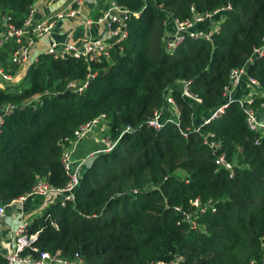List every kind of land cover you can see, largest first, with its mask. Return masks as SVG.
I'll use <instances>...</instances> for the list:
<instances>
[{
    "label": "trees",
    "instance_id": "obj_1",
    "mask_svg": "<svg viewBox=\"0 0 264 264\" xmlns=\"http://www.w3.org/2000/svg\"><path fill=\"white\" fill-rule=\"evenodd\" d=\"M118 2L141 14L131 16L128 38L110 60L87 64L41 55L23 81L0 89V109L12 107L0 129V204L30 192L39 178L63 187L64 140L80 125L107 114L113 138L125 126L138 129L124 134L113 152L86 161L74 202L61 206L55 200L32 221L29 234L38 236L34 247L67 259L79 255L87 264H154L177 256L183 264H261L264 137L255 144L256 134L237 101L203 126L202 134L192 126L202 125L223 104L231 71L244 67L264 45V0ZM228 3L232 10L212 42L188 38L174 54L167 52V13L185 20ZM31 4L0 0V24L10 18V24L21 26ZM17 49L14 42L0 47V67L12 75L18 70L11 63ZM248 75L264 89V57L249 64ZM180 80L192 81L198 102L182 98ZM83 82L88 85L79 92ZM72 83L77 87L67 91ZM168 89L182 112L181 129L172 123L157 132L145 122L164 106ZM253 106L261 112L264 98ZM207 134L222 142L221 152L235 165L233 178L215 164L204 144ZM196 198L217 203L215 213L197 219L202 232L174 210L191 213ZM0 264H6L1 255Z\"/></svg>",
    "mask_w": 264,
    "mask_h": 264
},
{
    "label": "built area",
    "instance_id": "obj_2",
    "mask_svg": "<svg viewBox=\"0 0 264 264\" xmlns=\"http://www.w3.org/2000/svg\"><path fill=\"white\" fill-rule=\"evenodd\" d=\"M41 0H32L29 12L19 27L10 24V18H4L0 24V43L14 42L18 45V49L14 52L11 63L20 67L30 61V48L39 38L49 37L50 45L44 55H48L56 60H66L68 58H75L85 61L87 64L101 60H110L112 52L118 45L122 44L129 35L128 22L131 16L139 17L141 12L132 13L128 7L122 5L118 0H112L109 7L104 10L96 19H87L86 26L91 30L93 26L106 24L108 27L107 34L110 41L90 37L81 44H71L61 42L54 37V29L57 23L63 19L75 18L84 5L85 0H68L65 10L57 13L55 16L46 18L43 21H36L37 3ZM56 0H50V2ZM232 10L230 3L220 6L213 11L205 13H195L191 18L181 20L176 18L173 14L167 13L165 24V34L163 41L166 45V50L169 54H174L176 50L188 38L193 40H207L212 42L215 35L219 34L222 25L226 21V16ZM264 57V45L257 48L253 56L248 60L246 65L239 69H233L230 73L229 84L224 88V102L220 105L209 118H206L202 125L192 126V130L196 133L202 134V127L211 123L213 120L220 118L234 101H237L245 116L248 128L256 134L255 144H259L264 137V107L261 112L255 109L253 104L256 100L264 98V89L259 86L258 81L248 75L249 64L254 62L255 58ZM93 74V71H91ZM13 82V75L0 67V89L5 90ZM88 85L83 82V85L77 88L79 92ZM178 88L182 98H190L198 102V97L192 93V81L180 80ZM14 86V85H13ZM74 89L77 87L72 83ZM248 86L245 89L244 96H241V87ZM241 92L239 95L238 93ZM40 97H36L33 101L39 102ZM194 101L191 103L194 104ZM12 112L10 105L4 106L0 109V129L4 124L5 118ZM181 109L173 96V89H168L164 98V106L156 110L150 118L147 119L145 125L157 132H160L167 124H175L181 129ZM138 128L125 126L118 138H113L111 134L110 119L107 114H101L95 119L80 125L71 136L67 137L63 143V151L61 155V164L67 176L66 184L57 188L50 185L45 179L39 178L34 184L30 192L12 200L6 204H0V228L7 216L9 209L15 205L23 206L32 197L49 198L53 195L59 196L57 201H60L61 206L75 201L76 191L81 183L82 169L86 161L97 155L109 154L113 152L124 134L134 132ZM190 130V129H188ZM185 137L188 136L187 131L183 132ZM97 138L100 146L96 148L91 154L86 157H75L77 147L83 140L89 138ZM213 134L204 135V144L207 145L213 152L215 164L218 169L224 168L230 172V178L235 176V165L228 161L225 153H222V142L213 139ZM153 188V186H151ZM150 188H147V190ZM139 190H134L136 194ZM194 210L190 213L183 210L181 207H175L177 214L182 216L183 220L190 223L191 227L200 232L203 228L197 221L201 216L208 212L215 213L217 211V203L212 200L203 201L196 198L192 202ZM29 223H21L14 232L15 247L13 253L6 256V264H87L80 256L75 259L63 258L59 253L51 254L49 252H41L34 247L37 240V234H29ZM29 251L25 254V251ZM36 253L37 256H34ZM1 255V254H0ZM183 258L177 256L171 262H157L154 264H183ZM251 264H259L253 261ZM261 264H264V255Z\"/></svg>",
    "mask_w": 264,
    "mask_h": 264
},
{
    "label": "crops",
    "instance_id": "obj_3",
    "mask_svg": "<svg viewBox=\"0 0 264 264\" xmlns=\"http://www.w3.org/2000/svg\"><path fill=\"white\" fill-rule=\"evenodd\" d=\"M111 1L112 0H85L79 14L75 18L63 19L57 23V26L54 29V37L61 42L71 44H81L90 37L110 41L111 39L107 34L108 27L106 24L93 26L91 30H88L86 20L99 17L101 13L109 7ZM67 4L68 0H56L54 2H50V0H41L37 3L36 7V21L40 22L46 18L55 16L57 13L65 10ZM3 44L4 43H0V47ZM49 45V37L39 38L35 41L34 45L30 48V61L23 66H17L18 70L13 74L12 86L14 84L18 85L16 82L26 76L28 69L39 60L41 55L45 54ZM241 92L238 94L244 96L246 90H242ZM84 142H87L88 145H85ZM82 144H84L86 148L85 150H82ZM98 145H100V142L95 137L83 140L77 147L74 156L80 158L86 154H91ZM59 198L60 197L56 195L49 198L32 197L25 205H15L9 209L0 228L1 256L5 258L13 253L15 247L14 232L18 226L24 222L31 224L35 218L42 215L45 209L50 206L53 201L58 200Z\"/></svg>",
    "mask_w": 264,
    "mask_h": 264
},
{
    "label": "rangeland",
    "instance_id": "obj_4",
    "mask_svg": "<svg viewBox=\"0 0 264 264\" xmlns=\"http://www.w3.org/2000/svg\"><path fill=\"white\" fill-rule=\"evenodd\" d=\"M21 80L23 81V78H21ZM21 80H20V81L18 80L16 83L19 84V83L21 82ZM15 85H16V84H14V86H15ZM9 86H12V84L9 85ZM245 89H249L248 86H243V87H241V90H245ZM193 106L196 107V103H194ZM84 144H85V145H88L87 142H84ZM84 144L81 145V146H82V150H85V149H86L85 146H84ZM98 147H101V146L98 145L97 148H98ZM178 174H179V176H181V177L186 176V175H185L184 173H182V172H179ZM123 195H124V194H123Z\"/></svg>",
    "mask_w": 264,
    "mask_h": 264
},
{
    "label": "water",
    "instance_id": "obj_5",
    "mask_svg": "<svg viewBox=\"0 0 264 264\" xmlns=\"http://www.w3.org/2000/svg\"><path fill=\"white\" fill-rule=\"evenodd\" d=\"M194 11H196V9H194ZM72 90H74V87L73 86H70L68 89H67V91H72ZM67 95V92L66 93H64V94H62V95H60L61 97H65ZM78 257H79V255H77Z\"/></svg>",
    "mask_w": 264,
    "mask_h": 264
}]
</instances>
